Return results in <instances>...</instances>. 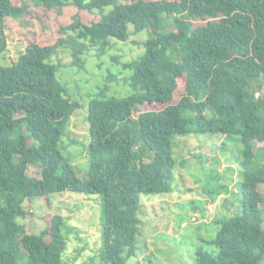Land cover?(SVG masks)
Returning <instances> with one entry per match:
<instances>
[{
	"label": "trees",
	"instance_id": "1",
	"mask_svg": "<svg viewBox=\"0 0 264 264\" xmlns=\"http://www.w3.org/2000/svg\"><path fill=\"white\" fill-rule=\"evenodd\" d=\"M37 1L45 14L73 6L97 12L100 19L86 24L73 17L59 26L54 44L30 43L16 61L0 66V264H68L61 215L38 234L26 233L19 222L24 203L43 198L50 204L53 195L66 192L102 196L100 257L103 264H128L138 251L141 198L175 190L173 142L191 134L242 144L237 190L230 193L227 185L205 190L211 203L223 195L233 216L212 220L219 227L210 242L217 252L199 251L196 264H263L264 0ZM25 14H30L26 3L0 0V57L7 50L5 20ZM143 30L145 52L121 65L131 93L118 98L100 88L89 102L90 166L81 181L59 150L79 105L51 61L65 47L69 66L82 69L83 56L94 52L100 59L112 41L126 42ZM181 78L185 95L172 103ZM144 103L166 106L133 117ZM31 166L40 177L28 175Z\"/></svg>",
	"mask_w": 264,
	"mask_h": 264
},
{
	"label": "rangeland",
	"instance_id": "2",
	"mask_svg": "<svg viewBox=\"0 0 264 264\" xmlns=\"http://www.w3.org/2000/svg\"><path fill=\"white\" fill-rule=\"evenodd\" d=\"M122 3L131 0H120ZM30 7V14L20 20L6 19L7 50L0 57V66L6 67L16 61L30 43L41 46L56 42L57 29L67 25L73 17L83 23L97 22V12L79 11L73 6L64 7L61 13H44L37 0H13ZM132 31V26H129ZM167 31H173L168 28ZM146 30L131 34L126 42L112 41V47L98 59L94 52L83 56L82 69L71 67L70 49L59 47L51 63L58 66V80L66 87L72 102L79 105L70 119L65 134L61 137L59 150L71 165L75 176L84 181L89 171L87 149L90 142L87 121L88 105L99 89L107 87L108 96L123 98L131 93V87L124 83L128 71L122 69L124 62L140 57L147 39ZM169 54L174 57L173 51ZM119 62L116 63L115 59ZM185 95L183 78L177 80L172 103ZM264 96V76L262 91ZM166 105L148 104L138 106L133 117L139 113L159 111ZM262 146L257 144L256 147ZM140 147L137 145L136 150ZM175 190L167 195H143L139 211L138 251L128 264H196L199 251L216 253L210 244L218 231L212 220L218 216H233L232 210L223 205V195L214 202L205 190L227 185L230 193L237 190L241 168L242 144L237 140H226L221 135L191 134L176 137L173 142ZM146 153L145 162L149 161ZM148 157V158H147ZM31 177H40V170L29 167ZM264 199V185L259 186ZM230 194L226 195V197ZM231 197V196H230ZM47 204L43 198L24 203L25 217L19 220L28 234H38L58 214L65 219L63 235L66 249L63 259L68 264H103L100 251L103 247L104 202L101 195H87L75 192L55 194ZM204 208L206 216H203ZM264 216V201L260 205ZM192 217L196 221L192 222ZM221 217V218H222ZM264 226V222H263ZM264 264V259L262 261Z\"/></svg>",
	"mask_w": 264,
	"mask_h": 264
},
{
	"label": "built area",
	"instance_id": "3",
	"mask_svg": "<svg viewBox=\"0 0 264 264\" xmlns=\"http://www.w3.org/2000/svg\"><path fill=\"white\" fill-rule=\"evenodd\" d=\"M191 221L195 222L196 221V217H192Z\"/></svg>",
	"mask_w": 264,
	"mask_h": 264
}]
</instances>
